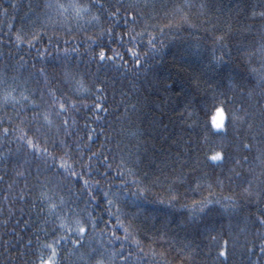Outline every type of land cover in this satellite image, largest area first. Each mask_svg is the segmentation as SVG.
<instances>
[{
	"label": "trees",
	"instance_id": "trees-1",
	"mask_svg": "<svg viewBox=\"0 0 264 264\" xmlns=\"http://www.w3.org/2000/svg\"><path fill=\"white\" fill-rule=\"evenodd\" d=\"M49 2L66 0H0V264H40L64 236L57 264H264V0ZM219 108L237 117L223 135Z\"/></svg>",
	"mask_w": 264,
	"mask_h": 264
},
{
	"label": "snow or ice",
	"instance_id": "snow-or-ice-1",
	"mask_svg": "<svg viewBox=\"0 0 264 264\" xmlns=\"http://www.w3.org/2000/svg\"><path fill=\"white\" fill-rule=\"evenodd\" d=\"M88 3L90 4H95L98 7H102V4L100 3V0H88ZM48 8H56L57 11H59L60 13H71L74 12L76 14V16H80L82 13H88L89 12V7L85 6V5H81L79 0H66L65 3H56L53 4L51 2H49L47 4ZM179 10V9H178ZM3 11H7L6 9H3ZM125 19L126 22H130V23H135L136 22V17L132 16V15H128L123 17ZM93 19H98L97 17H93ZM161 32V34H163V29L159 30ZM123 39V37L121 38ZM129 39L130 41H134L137 44L140 43H145V41L147 42V45L151 46L153 49L156 48V43H157V37L156 36H152L150 33H148L147 31H143V32H135V30H133L132 33H129ZM17 40L21 41V37L18 35L17 36ZM22 42V41H21ZM30 47H35V44H30ZM129 51L132 53L133 59L136 62L137 65H139V53L136 52L133 48H129ZM119 55V54H117ZM99 59L101 61H105V59H114V57H106L105 53L101 52L99 55ZM25 99H27V97H25ZM54 99V103L58 106V110H57V115H61V114H66L68 111V102L67 101H62L59 98L53 97ZM71 107L75 108V105H71ZM97 110H104L103 106L101 105H96ZM217 115L219 116V120H213V127H214V134H218V135H223L226 133L228 128H231L234 124V121L237 119L235 113L232 112H225L224 108H220L218 109ZM45 124L49 125L51 123V121L48 120L47 116L43 117ZM68 121H64V124H67ZM0 124H2V122H0ZM39 132V128L36 129V133ZM34 133V134H36ZM3 135L4 136H8L9 135V130L7 128H3ZM26 133H22V135L19 137L20 139L24 140L25 145L32 150L33 154H43V155H47V148L41 149L39 143H34V141L31 138H27L26 137ZM245 148L250 149V145H244ZM209 160L212 162L213 167H224L225 163H226V158L223 155L222 152H216L215 154H212L209 157ZM236 163H239V161H236ZM59 168L63 170V172H61V174L64 173H68L72 176H76L77 173L75 171V169L72 167L71 164L67 163V161L60 163L59 164ZM120 175H123V173H120ZM81 179L83 178L82 176L80 177ZM136 181H133L132 184L133 186H136ZM85 184L87 186V182L85 181ZM173 199H175V197H173ZM112 202L109 201V204H111ZM53 207H55V205H53ZM197 211L199 212H204L206 205L204 203L199 204V206L194 205L193 206ZM119 210L117 209V212ZM113 215H116V213H113ZM117 220H119V216H117ZM261 223H264V221H262ZM119 228L124 229L125 235L123 237L117 235L115 232L112 233V236L116 239V240H121L123 239L124 241H129V242H134L130 240L131 237V233L128 232V229L124 228L123 224H118L117 225ZM61 227H66L65 225H61ZM94 227V226H93ZM89 230V226L87 224H83L80 221H76L75 222V234L78 238L83 239L84 235L88 232ZM67 240L69 239V237L64 236L61 237L59 239H56L54 241H52L49 244H46L45 247L51 249V254L48 257H41L40 260V264H57L56 261V256H57V246L61 243V240ZM137 243V246L139 247V243ZM123 251V249H122ZM140 251L143 252V248H140ZM220 256L221 257H225L226 256V251H221L220 252ZM128 255H124V259H128Z\"/></svg>",
	"mask_w": 264,
	"mask_h": 264
},
{
	"label": "rangeland",
	"instance_id": "rangeland-1",
	"mask_svg": "<svg viewBox=\"0 0 264 264\" xmlns=\"http://www.w3.org/2000/svg\"><path fill=\"white\" fill-rule=\"evenodd\" d=\"M220 109V108H219ZM218 109L215 111V113L212 116V124H213V120H219V116L217 115ZM214 128V127H213Z\"/></svg>",
	"mask_w": 264,
	"mask_h": 264
},
{
	"label": "bare ground",
	"instance_id": "bare-ground-1",
	"mask_svg": "<svg viewBox=\"0 0 264 264\" xmlns=\"http://www.w3.org/2000/svg\"><path fill=\"white\" fill-rule=\"evenodd\" d=\"M212 126H213V124H212Z\"/></svg>",
	"mask_w": 264,
	"mask_h": 264
}]
</instances>
